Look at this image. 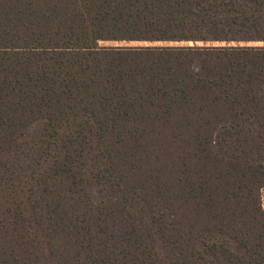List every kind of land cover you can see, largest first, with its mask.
I'll list each match as a JSON object with an SVG mask.
<instances>
[{
    "label": "trees",
    "instance_id": "1",
    "mask_svg": "<svg viewBox=\"0 0 264 264\" xmlns=\"http://www.w3.org/2000/svg\"><path fill=\"white\" fill-rule=\"evenodd\" d=\"M263 189L264 0H0V264H264Z\"/></svg>",
    "mask_w": 264,
    "mask_h": 264
},
{
    "label": "rangeland",
    "instance_id": "2",
    "mask_svg": "<svg viewBox=\"0 0 264 264\" xmlns=\"http://www.w3.org/2000/svg\"><path fill=\"white\" fill-rule=\"evenodd\" d=\"M101 45H104V46H137V45H142V44H139V43H129V44H118V43H111V42H104V43H101ZM168 45H173V44H168ZM176 45H181V44H176ZM261 203H262V206L264 207V189L261 191Z\"/></svg>",
    "mask_w": 264,
    "mask_h": 264
}]
</instances>
